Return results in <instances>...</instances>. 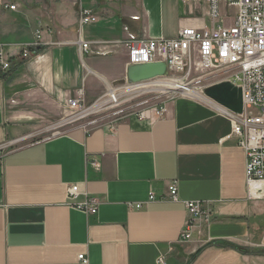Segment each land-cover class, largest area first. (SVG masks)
Masks as SVG:
<instances>
[{
    "label": "crops",
    "instance_id": "1",
    "mask_svg": "<svg viewBox=\"0 0 264 264\" xmlns=\"http://www.w3.org/2000/svg\"><path fill=\"white\" fill-rule=\"evenodd\" d=\"M81 8L98 22L81 28ZM222 18L213 22L206 2L0 0V40L12 52L42 35L0 77V264H264V201L250 200L246 153L210 100L181 96L161 117L133 113L52 137L34 130L60 122L81 91L90 105L125 84L131 38L230 27ZM81 37L95 53L80 52ZM73 186L78 202L97 199L96 214L69 205ZM187 201L203 202L212 220L182 242Z\"/></svg>",
    "mask_w": 264,
    "mask_h": 264
},
{
    "label": "built area",
    "instance_id": "2",
    "mask_svg": "<svg viewBox=\"0 0 264 264\" xmlns=\"http://www.w3.org/2000/svg\"><path fill=\"white\" fill-rule=\"evenodd\" d=\"M180 1L187 5L206 2L213 22L222 17L223 8L235 9L234 22L230 27L218 26L206 30L183 29L176 38L172 39L131 38L124 44L129 50L128 64L164 62L168 67V76L141 84L125 83L109 88L101 99L90 105L85 102L81 91L78 98L67 101L66 113L59 126L65 127L84 122L93 115L118 109L139 96L155 93L160 83L184 82L187 78L189 80L194 72L217 70L221 75L224 74L225 78L222 81H230L243 90L244 113L237 115L225 109L223 111L233 124L232 136L237 138L238 145L246 153V183L249 198L252 201H264V0ZM8 8L16 11L18 7L10 5ZM79 18L81 28L98 22V17L93 11L85 8L80 9ZM41 40V33H37L36 41L24 46L18 53L12 52L10 46L0 40V77L12 70L16 57L23 60L30 59L32 52L41 45ZM78 45L83 55L95 53L91 48L93 44L82 37ZM97 45L106 47L108 44L97 43ZM99 53L107 54L101 51ZM187 86L191 88L190 84ZM174 98L175 96H172L169 99ZM164 103L160 102L137 112L139 120L152 119L154 115L163 116L166 112ZM253 110H258L259 115L253 114ZM82 127L87 126L82 125ZM169 192L172 200L179 201L175 183L169 186ZM79 196V187L73 186L68 193L69 205L87 214H96L97 199L86 197L84 202H78ZM149 199L155 200V196L151 194ZM135 207L140 209L142 205L137 204ZM185 207L188 219L181 233L182 242L192 238L193 230L199 220L205 222L212 220V214L203 202L187 201ZM79 259L83 263L88 262L84 255ZM159 263L164 264L163 260Z\"/></svg>",
    "mask_w": 264,
    "mask_h": 264
},
{
    "label": "rangeland",
    "instance_id": "3",
    "mask_svg": "<svg viewBox=\"0 0 264 264\" xmlns=\"http://www.w3.org/2000/svg\"><path fill=\"white\" fill-rule=\"evenodd\" d=\"M235 12H236L235 9L223 8L222 9V17H223L222 19L224 20H222L223 21L222 24L226 26H232L234 22L233 15L235 14ZM181 13L184 14L183 10ZM184 16L186 15L184 14ZM219 21H221V19ZM183 77H185V75H183ZM224 78H225L224 74L221 75V72L217 70L209 71V72L198 71V72H194L193 75L189 78V80H187L188 79L187 78L186 81L181 82V83L185 85L190 84L191 88L195 89V91H197L198 93L201 92L203 99H208L204 94V90L207 87L212 86L213 84L221 82ZM172 96H175V98H177L183 95L180 94L179 92L173 93L171 95H167V94L161 95L158 92H155L153 94H148V95H142L133 100L128 101L127 103L123 104L122 107H119L118 109L109 110V111L102 112L100 114L93 115L84 122L75 123V124L68 125L65 127H60L59 122L38 124L39 127L35 128L34 130H37V129H40V130L36 131L35 134L38 135L37 136L38 138H46V137H52L53 135L57 133H63L68 128H71V127L73 128V127L82 126V125L91 127L92 125H96V124H104L110 121H117V120H120L121 118L124 119L125 115L137 113L144 108L157 105L160 102H167V100H169V98H172ZM252 112L255 115H259L258 110H253Z\"/></svg>",
    "mask_w": 264,
    "mask_h": 264
},
{
    "label": "water",
    "instance_id": "4",
    "mask_svg": "<svg viewBox=\"0 0 264 264\" xmlns=\"http://www.w3.org/2000/svg\"><path fill=\"white\" fill-rule=\"evenodd\" d=\"M168 76V67L164 62L148 64H130L127 67L126 83L136 85ZM205 96L219 107L237 115L244 113L242 88L230 81H221L204 90Z\"/></svg>",
    "mask_w": 264,
    "mask_h": 264
},
{
    "label": "bare ground",
    "instance_id": "5",
    "mask_svg": "<svg viewBox=\"0 0 264 264\" xmlns=\"http://www.w3.org/2000/svg\"><path fill=\"white\" fill-rule=\"evenodd\" d=\"M159 85H160V87L155 89V91L162 93V94H164V93H178L179 92L183 96H188V97L201 99V100L203 99L201 92L198 93L197 91H195V89L189 88L187 85H185L181 82L171 81L169 83H167V82L160 83ZM96 109H98V108H96Z\"/></svg>",
    "mask_w": 264,
    "mask_h": 264
},
{
    "label": "trees",
    "instance_id": "6",
    "mask_svg": "<svg viewBox=\"0 0 264 264\" xmlns=\"http://www.w3.org/2000/svg\"><path fill=\"white\" fill-rule=\"evenodd\" d=\"M264 253V252H263Z\"/></svg>",
    "mask_w": 264,
    "mask_h": 264
}]
</instances>
